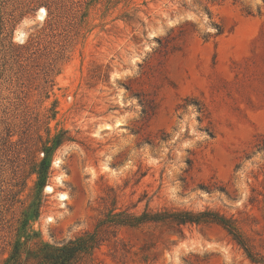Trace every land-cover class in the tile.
Here are the masks:
<instances>
[{
  "label": "rangeland",
  "instance_id": "obj_1",
  "mask_svg": "<svg viewBox=\"0 0 264 264\" xmlns=\"http://www.w3.org/2000/svg\"><path fill=\"white\" fill-rule=\"evenodd\" d=\"M263 186L264 0H0V264L24 228L58 244L112 208L258 215ZM93 261L252 264L217 226L121 228Z\"/></svg>",
  "mask_w": 264,
  "mask_h": 264
},
{
  "label": "trees",
  "instance_id": "obj_2",
  "mask_svg": "<svg viewBox=\"0 0 264 264\" xmlns=\"http://www.w3.org/2000/svg\"><path fill=\"white\" fill-rule=\"evenodd\" d=\"M252 192L257 195L250 197L249 202L257 207L258 215L246 213L234 216L212 209L194 212L169 208H147L142 213H137L128 209L112 208L101 216L91 231L58 244L43 242L37 233L24 228L20 236L25 241L19 239L13 245L11 255L4 264H95V251L109 242L111 236L117 238L119 229L140 230L149 226L180 234L187 226H217L250 263L264 264V186L263 192L258 193L257 188H252ZM38 216L39 210H36L31 218ZM150 247L151 244L143 245L141 252L146 253Z\"/></svg>",
  "mask_w": 264,
  "mask_h": 264
},
{
  "label": "bare ground",
  "instance_id": "obj_3",
  "mask_svg": "<svg viewBox=\"0 0 264 264\" xmlns=\"http://www.w3.org/2000/svg\"><path fill=\"white\" fill-rule=\"evenodd\" d=\"M46 15H47V12H46L45 9H42V10L40 11V13H39V17H40L41 19H44V18L46 17ZM18 36H19V38L22 40V39L25 37V32L21 29V30L19 31V33H18ZM120 125H121V123H119V122L116 124V126H120ZM106 128H107V129H111L112 127H111V126H107ZM58 163H60V162H58ZM59 180L61 181V178H60ZM48 191H49V192H54V190H53L52 187H48ZM68 199H69V196H68L67 194H65V193L60 194V200H61L63 203L66 202V201H68Z\"/></svg>",
  "mask_w": 264,
  "mask_h": 264
}]
</instances>
